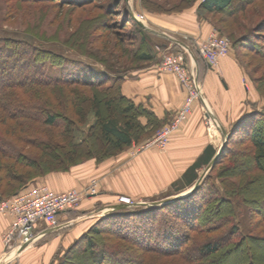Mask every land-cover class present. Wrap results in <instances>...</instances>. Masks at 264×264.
<instances>
[{"label": "rangeland", "instance_id": "1", "mask_svg": "<svg viewBox=\"0 0 264 264\" xmlns=\"http://www.w3.org/2000/svg\"><path fill=\"white\" fill-rule=\"evenodd\" d=\"M201 1L202 0H0V39L22 38L33 41L44 49L57 52L64 50V54L68 58H74L76 62L82 61L84 64L79 65V67L74 66L72 68L73 73L81 70L80 73L82 74L88 72V69L94 72V69L91 67L98 68V65L96 66L89 63L84 54L94 56L115 68L120 66L126 67L135 65L132 64V56L133 50L138 46V42L129 37L128 27L130 24L123 23L122 21L125 16L123 12L125 5L129 8L131 16L135 19H137V15H143L144 18L141 21L147 27L148 21L152 19L159 21L163 20V17L167 18L183 13L192 7H196ZM116 2L120 4L118 7L115 5ZM197 16L199 17L198 19L202 17V19L207 20L209 23L211 22L210 24L212 27H214L213 24L217 25L218 31L220 30L222 32L219 31L221 33L220 36L229 40L231 45L229 52L233 53L235 58L242 62L241 64L243 65L247 80L257 95V102L255 104H250V107L253 109H264V97L254 88L255 85H257L264 93V32L258 31V29V32L254 31L259 25H264V0H232V7L225 13L207 14L203 11L201 13L198 12ZM261 29L263 28L260 27L259 30ZM146 30L151 33L148 28ZM151 35V38L149 37V43L153 45V49L157 55H159L157 56V62L160 63L162 60L160 51L166 44L159 43L158 38L153 34ZM178 36L184 37L183 35ZM173 44L174 43L167 44L171 45V50L175 48ZM0 46L4 47L0 50V59L5 60L7 66H10V60L12 59L11 57H5L3 52H7L8 49L16 50L17 47L11 44H0ZM196 48L198 47L195 46L194 49L196 50ZM73 50L79 51L81 54L75 58ZM25 58L26 56H23L21 59L24 61ZM28 59V66L30 65L28 70H31L33 63L31 62V58ZM66 64L70 65L68 61H66ZM51 65L52 64L49 63L46 67H43L44 71L42 73L48 72L47 75L52 78L60 76L58 73L53 72L55 71L52 69L54 66L52 67ZM86 65L90 67H85ZM31 73L33 74V71ZM25 75L26 74L18 76V79H24ZM38 88L36 93L30 95L22 94V97L39 102L45 100L55 112L62 114L65 120L66 118L68 121L70 119L77 120L75 122L78 126L76 136L78 139H81L85 135L86 130L94 123L95 116L93 112H90L86 116H77V93L80 96H84L85 94V96H90L89 94L97 90L85 88L81 85L59 87L60 90H58V93H56V90L53 91V89L46 88V90H42L40 87ZM96 93L99 94V92ZM73 99L76 101V104L72 107ZM102 109V112L105 114L106 110L104 108ZM70 112L72 115H70ZM207 113V120L213 123L215 119L209 109H207ZM162 126L163 125L157 129V132ZM226 133L227 134L224 136L225 140L220 138L222 140L216 144L215 152H218L223 142L227 149L219 153L220 155L217 163L206 173L205 169L207 165L198 166L195 170L196 178L190 184L186 183V180L183 179L181 175V170L184 167L183 164L167 163L161 158V154L162 152L165 153L167 146L160 148L157 146L146 147L144 145L148 140L153 139L155 135L139 143H133L131 146L124 149L126 157L129 160L130 158H136L142 155V153L146 151L155 150L156 155L158 154L159 156L158 161H160V163L158 162L152 165V167L149 166V164V168L143 171L144 175L142 178L144 185H142L138 192L134 191L132 188L133 191L129 190V192H131L129 193L130 195L118 194L115 197V201L119 203L120 196H126L133 202H162L172 196L182 194L187 189L191 188L197 179L202 176L198 184V190L190 197L188 202H183V204H179L175 207V213L170 212V209L156 212L154 217H149L150 219L148 221L146 220L147 217L146 219L145 217L141 218V220L146 221H140L145 222L140 227L142 229H145L147 226L158 228V223L160 225L163 221H172L178 227H185L187 223L191 222L192 227L189 233H192L193 241L188 244V248L194 252L193 254L198 256V247L194 243H204L203 241L206 239L215 238V242H219V244L223 242L225 244L224 248L216 258L208 259L205 264H232V261H228L230 256H228L229 248L227 247L231 244L225 241L230 238L229 232L231 227L235 225L239 227V233L237 234L243 232L244 235L247 234L256 239L255 242L250 240L251 249L256 258L255 264H264V172L252 161V155L249 156V154H247L251 147L250 142L248 140L240 141V136H235L228 142V132ZM0 135L14 144L18 150L23 149L33 156L38 155L40 150L38 147L30 145L23 137L35 138L44 142H54V144H65L64 140L60 138L62 135L60 128L45 124L42 120L35 121L24 117L14 119L7 118L4 123L0 122ZM225 143L227 145H225ZM96 145L97 143L93 144L94 150L100 151L101 149ZM0 156L3 157L1 158L2 161L13 162L12 157L3 156L1 153ZM91 160L99 163V161H96L94 158H86L82 163L71 166L66 171L55 170L45 173L43 176L58 172L65 173L70 171L73 167L86 164ZM262 166H264L263 162ZM139 168L140 167L137 169ZM93 179L97 181L96 194L84 196L75 209L63 213V217L67 218L64 222L69 221V219L70 221L79 220L69 224L68 227L66 226L62 230H50L53 232L46 233L47 235H44L45 238L47 237V239L50 240L57 237L61 238V244L67 243L72 236L71 229H73L76 224L78 225L85 220L86 225L90 227L97 219H100L98 218L99 216L109 212V210H107L109 205H103L104 202H97L94 198L101 193V190L98 188L99 182L96 178H91L82 189L79 190L86 189ZM12 189V186L8 188L2 187L0 191L6 194V192H10ZM211 190L215 193L219 191L220 194L224 192V198L226 197L224 190H226L229 196L227 199L230 202L226 201L223 208L218 203L212 202L213 197L210 193ZM99 197L101 199H106L104 196ZM195 202H200L202 207L200 210L194 208ZM118 223L115 222L113 224H116L118 227L120 226V228L129 229V225L125 224V226H122L124 223H119V225ZM116 226H112L113 229H116ZM152 230V237L160 241L161 245H159V249L169 246L167 240H170V235H167V237L164 235V237H159V234L156 236L157 229ZM136 231L135 233L138 235L142 233V231ZM173 232L179 233L178 228L173 229ZM170 233H172V231ZM67 236L68 239L65 240ZM104 237L108 238L107 235H104ZM148 239L152 238L148 237ZM234 239L238 240V235H235ZM74 241L75 240L63 246L60 244L55 253L56 255L58 253V257H56V260L51 262V264H58L62 259H65V264H84L87 262V255L83 252H78L77 248L73 250L76 252L77 258H73V251L68 252V247L71 246ZM137 245L143 247L141 241L137 242ZM176 245H178V243ZM128 246H130L129 242H123V250L126 252V247ZM174 248L173 250H175ZM61 249L62 251H60ZM147 259L148 264H187L185 260L177 256H163V258L159 259L155 254ZM210 260L211 262L209 263ZM118 263L117 261L116 264ZM237 263L247 264L246 254L243 258L239 257V260L233 264ZM119 264L122 263L120 262Z\"/></svg>", "mask_w": 264, "mask_h": 264}, {"label": "trees", "instance_id": "2", "mask_svg": "<svg viewBox=\"0 0 264 264\" xmlns=\"http://www.w3.org/2000/svg\"><path fill=\"white\" fill-rule=\"evenodd\" d=\"M115 5L118 7L120 4L116 2ZM231 7L232 0H202L198 5L197 13L203 11L207 14L225 13ZM123 12L125 13L122 19L123 23L130 24L128 27L129 37L138 42V46L133 50L132 56V64L135 65L126 67L120 66L115 68L94 56L84 54L88 62L96 66L98 65V68L91 67L94 69V72L88 69V72L82 74L80 73L81 70L73 73L72 68L74 66L79 67V65L84 64L82 61H80L81 63L76 62L74 58H68L64 54V50L57 52L44 49L33 41L22 38L0 39L1 45L11 44L17 47L16 50L8 49L10 52L8 50L7 52H3L5 57H11L10 66H7L5 60L0 59V122L4 123L7 118L14 119L18 117L35 121L42 120L45 124L60 128L62 134L60 138L65 143L54 144V142H44L35 138L23 137L30 145L38 147L40 150L38 155L33 156L23 149L18 150L14 144L0 135V153L3 156L13 158V162H5L2 161L1 158L3 157L0 156V188L13 187L6 194L0 191V201L19 193L29 186L40 184L37 181L45 173L55 170L66 171L71 166L82 163L86 158H94L99 162L103 161L123 152L124 149L133 143H139L150 138L157 132L161 124L157 117L142 105L136 104L132 99L126 97L121 91L122 82L127 76H130L129 74L132 71L143 68L146 62L157 60V56H159L153 49V45L149 43V37L151 38L152 36L151 33L143 28L137 19L131 16L130 10L126 5ZM213 25L220 35L222 32L218 31L217 25ZM260 27L263 29L259 30ZM257 29L264 32V25H259L254 31L258 32ZM173 45L175 47L172 49L173 51L174 49L175 51H183L180 46ZM1 48L4 47L0 46V50ZM73 51L75 58L81 54L79 51ZM195 51L193 50L198 57L197 50ZM184 53L187 61L186 52ZM23 56H26L24 61L21 59ZM28 58H31V62L33 63L31 70H28L30 66H28ZM66 61L70 65L66 64ZM47 62L52 64V67L54 66L52 69L55 71L53 72L58 73L60 76L52 78L47 75L48 72L42 73L44 71L43 67L49 64ZM238 62L243 68L242 62ZM85 67L89 68L90 66L86 65ZM30 71H33V74ZM23 74H26L24 79H18V76ZM254 82L256 84L255 80ZM75 85L96 89V92H99L97 94L92 91L93 93L89 94L90 96H85L86 94L80 96L77 93L78 91L76 92L77 116H86L90 112H93L95 116L94 123L86 130L85 135L81 139H78L76 136L78 126L75 122L77 120L70 119L68 121L67 118L65 120V117L55 112L45 100L39 102L22 97V94L30 95L36 93L39 89L38 87L42 90H46V88L53 89V91L56 90V93H58L59 87H71ZM254 88L264 97V93L257 85ZM72 104V107L76 104L74 99L72 100ZM102 108L106 110L105 114L102 112ZM70 115H72L71 112ZM141 118H146L147 123L142 124ZM235 136H240V141L248 140L250 142L252 149L250 147L247 154L249 156L252 155V161L264 172V166H262V162L264 163V109L255 108L251 115L238 121L228 133L227 141H231ZM94 143H97L96 146H99L100 151L94 150ZM225 145L227 144L225 143ZM226 149L227 147L224 146L223 152ZM213 153L215 155L216 152L209 149L206 163H194L185 170L182 177L186 180V183L190 184L195 180L196 168L202 166V164L207 165L211 161ZM218 157L209 170L217 163ZM198 188L199 185L186 197L168 204H159L153 207L128 206L109 211L99 216V220L97 219L95 223L75 239L72 245L68 247V252H72L74 248H77L78 252L86 254V258L88 259L84 264H116L117 261L122 264H148L147 258L155 254L159 259L163 258V256H177L185 260L187 264H205L208 259L216 258L220 251L223 250L225 244L223 242H221L222 244L215 242V238L206 239L203 241L204 243L196 242L194 244L198 247V256H195L194 252L188 248V244L193 241L192 233H189L192 227L191 222L187 223L185 227H178L172 221H163L160 223L162 226L158 223V228L147 226L145 229H142L140 227L145 223L140 221H148L151 217H154L156 212L170 209V212L175 213V207L183 204V202H188ZM224 191L225 198L224 192L221 194L219 191H217L218 193H215L213 190L210 192L213 197L212 202L218 203L222 208L229 197L226 190ZM195 203L194 208L200 210L202 208L200 202ZM144 217L145 219L147 217V219L141 220ZM115 222L124 223L122 226L127 224L129 225V229L120 228V226L118 227L116 224H113ZM112 226H116V229H113ZM176 228H178L179 233L173 232V229ZM238 228V226L233 225L229 232L230 238L225 241L231 244L227 246L229 248L228 256H230L228 261H232L233 264L239 260V257L243 258L246 254L247 264H255L256 258L251 249L250 240L255 242L256 239L247 234L244 235L241 231L240 234H237L239 233ZM152 229L156 230V236L158 234L160 235L159 237L170 235V240H167L169 246L159 249V245H161L160 241L152 237ZM136 230L142 231V233L138 235L135 233L137 232ZM171 231L172 233H170ZM104 235H107L108 238L104 237ZM235 235H238V240L234 239ZM100 237L103 239L101 240ZM148 237L152 239H148ZM125 241L130 243V246L126 247L127 252L123 250V242ZM139 241H141L143 247L137 245ZM177 243L178 245H176ZM73 252V258H77L76 252ZM56 257H58V253L53 257L52 262L56 260ZM64 260H60L58 264H65Z\"/></svg>", "mask_w": 264, "mask_h": 264}, {"label": "crops", "instance_id": "3", "mask_svg": "<svg viewBox=\"0 0 264 264\" xmlns=\"http://www.w3.org/2000/svg\"><path fill=\"white\" fill-rule=\"evenodd\" d=\"M197 6L172 17H163V20L159 21L152 19L147 23V28L158 38L159 43L164 45L174 43L185 50L187 63L195 69L200 85L202 98L199 97L193 101L189 114L171 133L166 151L161 154V158L167 163L183 164L182 174L194 163H206L208 150H216V144L224 137L223 131L229 133L238 121L251 115L255 109L250 107V104L257 102L256 92L233 53L229 52L221 56L213 66L200 57L198 48H196L198 57L194 56L195 46L199 47L201 42L216 31L207 20L198 19ZM129 75L122 82V93L152 112L160 121V126L171 122L187 96V90L175 74L161 70L160 63L153 60L146 62L143 68L132 71ZM204 103L215 119L214 124L207 120L208 113ZM141 122L146 124L147 119L141 118ZM153 146L156 147L155 145L150 147ZM214 156L213 153L212 157ZM158 159L159 156L156 155L155 150L146 151L130 160L123 151L99 163L91 160L65 173L45 175L37 182L46 184L53 191L59 192L71 188L82 189L91 178H96L101 193L94 197L95 200L104 202L103 205H113L117 203L116 195H130L129 190L138 192L141 189L144 185L143 171L149 166L160 163ZM138 167L140 168L137 169ZM99 196H104L106 199H101ZM62 218L65 217L60 214L57 229L55 227L54 231L69 226L65 224L70 219L64 222L67 218ZM9 223V217L0 215V257L6 251L2 235ZM39 227L46 229L43 236L20 251L11 264H51L54 254L62 243L61 238L49 240L44 235L53 232L50 231L52 229L46 228L44 224ZM88 228L85 220L76 224L71 229L72 240H70L77 239ZM67 239L68 236L65 240ZM70 240L64 244H69Z\"/></svg>", "mask_w": 264, "mask_h": 264}, {"label": "built area", "instance_id": "4", "mask_svg": "<svg viewBox=\"0 0 264 264\" xmlns=\"http://www.w3.org/2000/svg\"><path fill=\"white\" fill-rule=\"evenodd\" d=\"M137 18L142 20L144 17L139 14ZM230 46L227 38L214 31L199 44L198 52L207 64L213 66L221 56L229 53ZM160 52L162 58L160 69L175 74L187 90L186 99L176 116L163 126L153 139L144 144L146 147L155 145L164 148L169 143L171 133L189 114L193 101L200 97L201 90L195 69L190 67L185 59V50L172 51L171 45H166ZM96 189L95 179L91 180L84 190L71 188L59 192L40 183L3 199L0 202V215L9 217L10 223L2 235L6 251L0 257V264H11L18 256L22 244L29 241L32 244L43 236L46 229L39 227L41 224H44L46 228H55L60 214L75 209L84 196L95 195ZM119 203L133 204L134 202L129 197L120 196Z\"/></svg>", "mask_w": 264, "mask_h": 264}, {"label": "water", "instance_id": "5", "mask_svg": "<svg viewBox=\"0 0 264 264\" xmlns=\"http://www.w3.org/2000/svg\"><path fill=\"white\" fill-rule=\"evenodd\" d=\"M138 23H139L143 28H146V29H147V27L143 24L142 21H139V20H138ZM200 97L202 98V94H200ZM205 106H206V104H205ZM206 108H207V106H206ZM207 109H208V108H207ZM226 134H227V133H226L225 130H224V131H223V135L225 136ZM223 139L225 140V137H223ZM223 146H224V142L222 143V145L220 146L218 152L215 154V156L212 158V160L207 164L206 169H205V173H206V172L212 167V165L215 163V161H216V159H217L219 153L223 150ZM203 174H204V173H203ZM201 179H202V176L199 177V178L197 179V181H196V182L194 183V185L189 189L188 192H186V193H182V194H179V195L172 196L171 198H169V199H167V200H164V201H162V202H151V203H149V202H134L133 204L116 203V204H113V205H109V207L107 208V210H109V211H112V210H118V209H122V208H125V207H128V206H137V207H139V206H147V207H153V206H156V205H159V204H162V205H164V204H168V203L174 202V201H176V200H178V199H180V198H183V197L189 195L190 193H192V192L198 187V184H199V182L201 181ZM104 212H105V211H104ZM77 220H79V219L72 220V221L68 222V223L65 224V225L72 224V223H74V222L77 221ZM65 225H64V226H65ZM53 229H55V228H52V230H53ZM56 229H57V227H56ZM30 243H31V241L22 244L21 247H20V251H22L23 249H25Z\"/></svg>", "mask_w": 264, "mask_h": 264}, {"label": "bare ground", "instance_id": "6", "mask_svg": "<svg viewBox=\"0 0 264 264\" xmlns=\"http://www.w3.org/2000/svg\"><path fill=\"white\" fill-rule=\"evenodd\" d=\"M137 18V17H136ZM137 20H139V18H137ZM139 21H141V20H139ZM190 189V188H189ZM189 189H187L185 192H183V193H186V192H188L189 191Z\"/></svg>", "mask_w": 264, "mask_h": 264}]
</instances>
